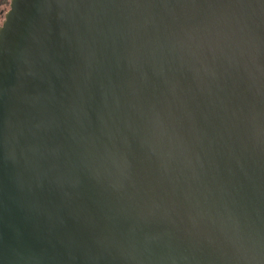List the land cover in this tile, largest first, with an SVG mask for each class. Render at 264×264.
<instances>
[{
	"label": "water",
	"instance_id": "1",
	"mask_svg": "<svg viewBox=\"0 0 264 264\" xmlns=\"http://www.w3.org/2000/svg\"><path fill=\"white\" fill-rule=\"evenodd\" d=\"M0 264H264V0H9Z\"/></svg>",
	"mask_w": 264,
	"mask_h": 264
},
{
	"label": "flooded vegetation",
	"instance_id": "2",
	"mask_svg": "<svg viewBox=\"0 0 264 264\" xmlns=\"http://www.w3.org/2000/svg\"><path fill=\"white\" fill-rule=\"evenodd\" d=\"M8 3V0H0V25L4 19V14L7 11Z\"/></svg>",
	"mask_w": 264,
	"mask_h": 264
},
{
	"label": "rangeland",
	"instance_id": "3",
	"mask_svg": "<svg viewBox=\"0 0 264 264\" xmlns=\"http://www.w3.org/2000/svg\"><path fill=\"white\" fill-rule=\"evenodd\" d=\"M9 1V0H8ZM9 4V3H8ZM8 9V8H7Z\"/></svg>",
	"mask_w": 264,
	"mask_h": 264
}]
</instances>
